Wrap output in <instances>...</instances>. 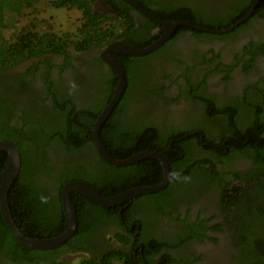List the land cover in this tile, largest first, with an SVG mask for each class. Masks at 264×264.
<instances>
[{
    "label": "flooded vegetation",
    "instance_id": "1",
    "mask_svg": "<svg viewBox=\"0 0 264 264\" xmlns=\"http://www.w3.org/2000/svg\"><path fill=\"white\" fill-rule=\"evenodd\" d=\"M79 1L90 7L94 15L132 16L137 28L135 35L146 32L158 41L167 30L172 32L171 38L153 52L160 51L159 54L132 66L134 85L127 93L130 104L123 122L131 129L153 125L166 134L184 126L191 132L187 138L163 139L159 148L168 146L165 154L162 150L154 151L169 160L171 181L168 186L158 193L109 208H118L121 219L110 218L114 213L105 216L94 234L81 240V250L73 252L63 246L53 251H36L62 250L50 255L36 253L35 262H15L2 251L0 264H73L78 259L79 264L108 259L114 264L124 261L148 264L145 258L148 246L154 250L151 261L161 264L166 253L155 251L160 241L173 244L168 252L175 258L172 264H235L242 255L244 239L257 237L249 227L243 228L242 224L246 223L243 217L254 218L264 197V176L259 173L264 165L255 160L254 148H246L252 144L257 148L264 146V139L256 138L260 129H264V111L257 110V106H264V0L258 4V0L254 4L251 0ZM134 4L164 24L180 25L171 30L170 25L158 23ZM256 4L248 20L230 32L219 34L228 37L196 36L194 32L209 33L190 27L215 30L194 22L199 19L210 23L219 17L231 21L248 10L244 19ZM54 9L77 12L84 22L83 8ZM153 11L167 19L158 18ZM178 14L180 17L193 15V21L174 18ZM180 28H185L184 32H179ZM116 42L123 41L109 38L102 47L86 51H77L70 45L68 58L47 55L8 70L5 76L16 84L23 83L20 86L25 93L21 103L28 109L43 101L51 107L55 96L60 100L73 98L78 104L82 97L87 104L91 100L90 87L97 88L101 80H109L110 75L117 74L103 59ZM166 45L168 47L164 48ZM123 55L112 53L118 62ZM33 63L38 66L33 67ZM136 96L139 98L135 99ZM227 116L236 121L232 129ZM232 146L239 149L244 146L246 150L233 155ZM92 154L86 149L81 160ZM49 156L55 160L58 155L50 150ZM187 173L188 179L185 178ZM257 220L259 218L254 223ZM114 253L119 256H113Z\"/></svg>",
    "mask_w": 264,
    "mask_h": 264
},
{
    "label": "trees",
    "instance_id": "2",
    "mask_svg": "<svg viewBox=\"0 0 264 264\" xmlns=\"http://www.w3.org/2000/svg\"><path fill=\"white\" fill-rule=\"evenodd\" d=\"M255 1L251 0V3L254 4ZM48 5L54 8L66 6L83 8L85 10L84 22L77 32L55 33L51 29L52 25L39 17L42 12H40L41 8L46 9ZM247 11L231 21L219 17L210 23L199 19L194 23L205 28L223 31L241 20L248 13ZM153 12L158 18L167 19L159 12ZM180 15L174 18L189 21L194 18L193 15L187 17H180ZM24 18H26L25 24L19 26ZM150 22L154 24L151 19ZM135 27L136 22L130 15L122 14L116 18L94 15L91 8L79 0H0V140L12 143L20 152L22 167L19 177L9 192L8 201L12 218L25 236L47 239L65 232L67 223L62 208L61 190L69 182H84L103 196L110 198L133 188L155 186L163 180V168L155 159H145L130 166L117 167L107 162L96 148L93 137L94 126L98 117L113 99L119 82L117 74L110 75L109 80H101L97 88L90 87L88 96L91 100L87 104L83 103L82 97L78 104L73 98L66 97L60 100L55 96L51 107H47L43 101L41 105L31 109L21 103V98L25 93L20 86L23 83L16 84L15 81L9 80L7 75L5 76L8 70L47 55L68 58L67 48L70 45H74L77 51H86L93 47H102L109 38H112L138 49H144L157 41V37H152L146 32L135 35L137 30ZM184 30L185 28H180L179 32L182 33ZM194 34L204 38L228 37V35L199 32H194ZM167 47L168 45L164 48ZM159 53L160 51L150 53L144 57L123 55L118 58L126 72V94L123 95L100 131L103 144L115 159L124 160L144 150L158 152L162 150L165 154L168 146L165 149L159 148L163 139L187 138L191 132L189 127L184 126L173 128L171 133L166 134L153 125H141L131 129L127 128L126 122H123L128 115L130 104L127 93L134 85L131 74L132 66ZM32 66L36 67L38 64L33 63ZM257 110L262 113L264 106H257ZM230 119L233 120V117L227 119L231 128L236 121L232 122ZM260 130L256 138L263 140L264 129ZM240 141L242 146V140ZM262 143L264 145V142ZM175 147L184 149L182 146ZM246 148H254L256 150L255 160L264 165V146L257 148L252 144ZM246 148L243 146L239 149V147L232 146L231 154L243 152ZM86 149L93 154L81 160ZM50 150L58 155L55 160L49 156ZM7 162V153L0 152V173L6 168ZM259 173L264 176V167ZM188 176L189 173L185 178L188 179ZM71 198L77 209L78 228L76 234L63 248L76 252L82 249L79 246L81 240L93 235L98 224L104 222L105 216L110 217L109 213H114L110 218L118 221L121 217L117 213L118 208L116 210L99 207L76 193H73ZM232 202L235 203V201ZM123 216L127 218L128 215L124 213ZM256 218L259 220L254 223ZM243 220L246 221L242 224L243 228L249 227L257 234V237L253 240L244 239L242 255L235 264H264V197L261 199V208L256 210V216L249 219L245 215ZM120 236L123 238L122 235ZM250 241L252 242L249 243ZM174 246L177 248L176 245ZM171 248L173 244L171 245L168 241L159 242L155 251L166 253L161 264H172L175 261V258L168 253ZM2 251H6V257L15 262L26 260L35 262L36 253L50 255L62 252V250L36 252L20 244L9 232L0 209V253ZM145 252L148 264H159V262L153 263L150 259L154 252L152 246L146 247ZM113 256L118 257L119 253L117 255L114 253ZM84 264L114 263L108 259L86 261ZM123 264H130V262L124 261Z\"/></svg>",
    "mask_w": 264,
    "mask_h": 264
},
{
    "label": "water",
    "instance_id": "3",
    "mask_svg": "<svg viewBox=\"0 0 264 264\" xmlns=\"http://www.w3.org/2000/svg\"><path fill=\"white\" fill-rule=\"evenodd\" d=\"M259 2L260 0H258L257 4ZM257 4L255 5L251 13H249L244 19L240 20L237 24H235L232 28L228 30H223V31L207 30V29L197 28L194 26H190V27L199 31H204L214 34H224L230 32L234 28L238 27L240 24H243L246 20H248V18L253 14ZM134 5L139 9H141L145 14L155 19L158 23L164 26L170 25L171 30L175 29V27L180 25V23L164 24L160 22L156 17H154L151 13L140 8L136 4ZM171 36H172V32L167 30L165 35L160 40H158L151 46L144 49H138L124 42H116L108 48V50L105 52V55L103 56V59L106 60L107 63L111 66V68H113L116 71L119 77V82L116 87L113 99L103 110L101 115L98 117L93 131L95 144L107 162L117 167H125V166L133 165L145 159H155L159 161L162 165L163 173H164L163 180L155 186H144V187L133 188L110 198L103 196L95 188L91 187L90 185L84 182L81 181L69 182L65 184L61 190L62 208L67 223V228L65 232L53 238H47V239L29 238L25 236L16 226L10 212L9 201H8L9 192L13 187V185L15 184L17 178L19 177L22 167L20 152L18 148L12 143L4 140H0V152H5L8 155V162L6 168L3 170L2 173H0V209L3 214V218L9 232L20 244L33 251H53L65 246V244H67L76 234L78 228L77 210L71 198V195L73 193L83 196L84 198H86L87 200L91 201L92 203H94L99 207L111 208L122 204L130 203L133 200L137 199L138 197L144 195L158 193L164 190L168 186V184L171 181V168L167 157H165L163 154L158 152L143 151L124 160L115 159L109 154L106 147L104 146L100 138V131L104 123L110 117L115 107L119 104L127 88V79H126L125 70L123 66L119 64V62L112 56V53L113 52L121 53L131 57H144L150 53H153L159 47L164 45L165 42L171 38Z\"/></svg>",
    "mask_w": 264,
    "mask_h": 264
},
{
    "label": "rangeland",
    "instance_id": "4",
    "mask_svg": "<svg viewBox=\"0 0 264 264\" xmlns=\"http://www.w3.org/2000/svg\"><path fill=\"white\" fill-rule=\"evenodd\" d=\"M40 12L41 15H39V17L43 18L45 22L52 25V31L58 34H64L68 32L74 33L82 24V20L79 18V14L74 11H56L54 8L48 5L46 9L41 8ZM25 19L26 18L22 19V22L19 24V26L25 24ZM78 260H75L72 263L79 264Z\"/></svg>",
    "mask_w": 264,
    "mask_h": 264
}]
</instances>
